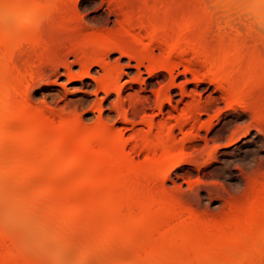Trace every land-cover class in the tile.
Instances as JSON below:
<instances>
[{
	"label": "bare ground",
	"instance_id": "obj_1",
	"mask_svg": "<svg viewBox=\"0 0 264 264\" xmlns=\"http://www.w3.org/2000/svg\"><path fill=\"white\" fill-rule=\"evenodd\" d=\"M71 1L0 0L1 179H13L15 183L18 182L17 185L19 182L25 184L32 178L34 182L37 178L42 179L43 183H39L40 186L36 187L38 190L34 192H37L36 196L41 194L54 198L55 205L50 212L60 217H71L67 204L72 198L79 199L72 212L87 211L88 228L83 231L81 219L76 223L71 222L63 230L66 236L77 232L81 237H96L106 241L120 236L126 243L125 250H134L133 253L135 249L139 251L134 260L137 264L264 263V221H259V216L264 213V183L258 187L252 200L221 219L203 218L192 209L187 210L180 200L168 193L169 190L161 187L171 171L185 161V141L193 133H186V138L180 140L175 137L174 127L184 128L193 121L196 111L194 106H188L179 117L175 116V125L169 124V118L160 123L149 119L146 122L149 130L144 135L136 134L127 138L121 130L104 123L89 129L80 120L72 121L60 117L62 115H58L60 118L57 120L44 109L28 103L29 81L34 77L35 62L22 67L17 62L19 50L26 44L41 48L46 53L51 51L52 45L45 36L42 24L25 36L12 34L3 22L4 19L5 22L9 21L6 8L10 5L8 9L14 7L19 10L29 3L31 14L39 13L49 18L52 13L54 15L69 7ZM261 2L264 3V0ZM140 3L141 8L136 15L124 18L119 34H95L96 37L90 36L82 41L85 52L104 57L119 50L122 57L137 62L134 66L136 69L147 60L151 76L160 71L173 73L177 60L191 52L203 59L213 80L229 92L230 102L232 100L244 107L251 103V96L257 90H262L263 94L264 54L257 51V45L250 44L251 41L242 37L240 32L232 35L216 33V40H212L209 36L213 26L210 18L212 12L200 0H141ZM15 9L14 18L18 14ZM68 18L71 16H66ZM59 19L62 22L65 17ZM28 23L24 26H28ZM157 45L167 48L163 59L155 58L152 54ZM39 59L42 62L47 56ZM96 63L101 64L106 72L99 80L105 94L115 91L120 96L122 87L120 75H117L118 68L105 64L103 60ZM128 67L133 66L128 64ZM134 81L147 84V80L140 75ZM175 87L177 83L173 79L167 93H157L158 108L162 114L167 105H173L174 97L170 91ZM181 91L185 94L186 86H182ZM261 103L264 104V101ZM174 108L178 109L179 105ZM138 153H144L143 160L135 158ZM53 214L50 213L51 216ZM9 237L0 228V264H30L19 249H12L14 246L9 243ZM91 251L96 257L95 247ZM258 260L259 263H256Z\"/></svg>",
	"mask_w": 264,
	"mask_h": 264
},
{
	"label": "rangeland",
	"instance_id": "obj_2",
	"mask_svg": "<svg viewBox=\"0 0 264 264\" xmlns=\"http://www.w3.org/2000/svg\"><path fill=\"white\" fill-rule=\"evenodd\" d=\"M200 1L212 12L210 18L213 26L209 34L212 40H216L215 36L219 35L218 33L232 35L240 32L242 37L251 41L250 44L257 45V51L264 54V42H262L264 41L262 21L264 3L261 0ZM71 2L73 4L69 3L65 11L62 10L54 15L52 13L49 18L39 13L31 14L29 3L19 10L14 7L8 9L10 5L6 8L7 13H5L8 16L10 14V18L7 16L9 21L5 22L6 17H3V22L12 34L25 36L36 31L38 24H42L45 36L52 45L51 51L46 53L41 48L37 47V49L26 44H23L21 51L19 50L18 64L25 67L35 62L34 77L29 81L31 86L29 85L30 89L28 88V103L35 108L44 109L49 115L55 116V119L67 117L72 121L80 120L82 125L89 129L104 123L121 130L127 138L136 134L144 135L149 130V125L146 123L149 119L160 123L169 118V124L175 125L177 117L188 106H194L196 111L193 121L184 128L174 127L175 137L180 140L186 138V133H193H191L192 137L185 141V161L183 160L171 171L162 182V189L169 190L168 193L180 200L184 208L192 209L191 211L203 218L208 216L207 218L221 219L252 200L258 187L264 183V104H259L264 101V92L262 94V90H257L253 93L251 96L253 100L250 99L251 103H248V106L243 107L241 106L243 104L234 103L232 100L230 102L229 92L222 88V84L213 80L203 59L191 52L187 53L185 58L177 60L173 73L160 71L153 76L149 75V61L145 60L144 64L136 69L134 66L137 62L122 57L119 50L104 57L93 52H85L82 41L100 34H109V36L119 34L121 31L119 27H122L126 17L136 15L142 3L141 0H118V2L72 0ZM14 9L15 13L18 12L15 18ZM67 13L72 19H66V16L70 17ZM63 17L66 21L62 20ZM51 18L55 19V23ZM25 23H28V26H24ZM152 54L155 58L163 59L167 54V48L164 45H157ZM42 56L45 58L47 56L43 63L39 59ZM98 60L118 68L117 75H120L119 82L122 87L120 96L115 91L105 94L99 80L106 72L101 64L96 63ZM128 64L133 67H128ZM138 75L147 80L146 85L142 81H134ZM173 79L177 83V87L170 91L174 102L172 106L167 105L162 114L158 108L157 93L159 91L167 93ZM182 86L187 88L185 94L181 91ZM181 94L184 95V99ZM258 95L260 102L258 98L254 99ZM177 105L179 108L175 109ZM144 157V153L135 154L137 160H143ZM1 177L0 228L8 237L12 236L9 237L11 239L9 243L14 246L12 249L15 247L16 250L19 249L21 255L23 257L25 255L24 258L30 264L136 263L135 257L139 251L135 249L138 252L133 253L134 250H125L126 243L120 236L107 241L96 237L82 236V238L77 232L68 233L66 236L63 230L65 231L71 222L76 223L81 219L83 231L88 228L86 227L88 212H72L79 199L72 198L73 200L67 204L71 217H60L50 212L55 205L54 198H47L41 194L37 197V192H34L38 190L36 187L43 183L42 179L37 178L36 180L39 181L37 183L32 178L27 183L24 182L25 184L19 182L17 185V181L15 183L13 179L5 178L3 181ZM26 195L29 197L27 198ZM259 221H264V213L259 216ZM115 239L118 241L116 242ZM19 244L21 246H18ZM90 245L93 247H89ZM94 247L96 257L91 253V248L94 250ZM91 255L97 260L92 259ZM259 260L256 263H259Z\"/></svg>",
	"mask_w": 264,
	"mask_h": 264
}]
</instances>
